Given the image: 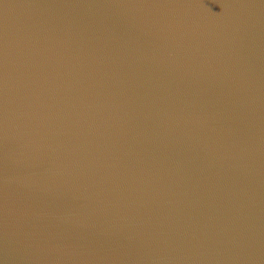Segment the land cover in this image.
<instances>
[{"label":"water","instance_id":"95a60500","mask_svg":"<svg viewBox=\"0 0 264 264\" xmlns=\"http://www.w3.org/2000/svg\"><path fill=\"white\" fill-rule=\"evenodd\" d=\"M0 264H264V0H0Z\"/></svg>","mask_w":264,"mask_h":264}]
</instances>
